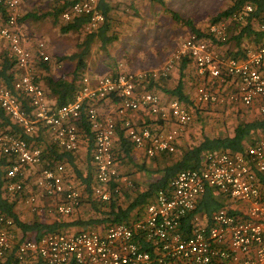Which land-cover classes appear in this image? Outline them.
<instances>
[{
    "label": "built area",
    "instance_id": "obj_1",
    "mask_svg": "<svg viewBox=\"0 0 264 264\" xmlns=\"http://www.w3.org/2000/svg\"><path fill=\"white\" fill-rule=\"evenodd\" d=\"M97 3L76 0L60 17L67 22L88 15L85 29H96L104 20ZM19 4L20 0H0L5 11L0 14V47L8 51L15 72L12 88L0 82V111L9 120L4 128L0 126L7 193L20 194L25 168L46 159L45 145L32 140L42 129L47 143L74 152L80 146V127L87 121L93 134V193L103 201L119 194L121 183L129 184L115 167L113 143L119 122L132 145L148 157L175 152L178 139L188 130L190 110L176 98L164 103L145 84L166 77L173 59L187 57L202 78L238 83L236 93L198 84L195 105L239 101L250 106L258 99L264 112V43L248 48L244 56H226L214 48L211 37L196 33L189 34L160 69L83 75L73 99L57 106L34 75L35 66L50 60L46 43L36 39L35 52L25 45L17 19ZM252 11L253 5L247 2L227 19L244 23ZM225 29L226 23L220 22L210 25L208 34L224 41ZM260 30L264 33V23ZM105 101L111 113L103 115L100 109ZM140 110L169 121L171 127L154 130L148 124H135L131 114ZM54 165L40 171L35 181L38 195L54 199L52 212L70 215L80 206V191L64 180V165ZM111 181L117 183L113 189ZM208 192L220 200L219 207L206 215L198 208ZM36 200L37 196L29 195L25 203L34 209ZM16 230L13 220L0 212V260L12 257L14 264H264V138L241 153L210 154L200 168L178 172L155 191L137 220L109 224L102 231L46 233L37 239H20Z\"/></svg>",
    "mask_w": 264,
    "mask_h": 264
},
{
    "label": "trees",
    "instance_id": "obj_2",
    "mask_svg": "<svg viewBox=\"0 0 264 264\" xmlns=\"http://www.w3.org/2000/svg\"><path fill=\"white\" fill-rule=\"evenodd\" d=\"M55 7L50 12L53 20L58 21L61 13L64 12L69 6L76 0H57ZM162 2L161 0H159ZM250 2L253 5V11L246 17V20L241 26L242 32L245 35L253 34L256 38V42L261 41L258 45L264 43V33L254 30L251 27V20L254 19L259 25L264 23V0H233L232 4L226 9L220 12L214 21L221 19L222 17H227L234 11L238 10L244 3ZM98 10L103 14L104 20L97 26V28L91 31H87L81 42L77 44L78 51L70 56L65 57L66 60L75 61L76 66L73 72L67 75H61L59 77L47 75L44 77V83L47 90V95L52 98L55 105L61 106L70 102L76 90L79 88L82 73L86 67V57L90 53V48L92 44L96 41L99 44L100 49L106 50L107 45L112 43L116 39V35L112 33L110 16H109V5L105 0H100L97 4ZM0 13L5 14L3 8L0 7ZM172 18L176 21H181V18L176 13L172 14ZM89 21L88 15L74 16L70 21L64 22L60 25L61 33L68 32H80V29L87 24ZM213 21V22H214ZM192 33L199 35L202 34L198 29L192 25L190 21H187ZM206 36V35H204ZM213 41L218 44H225L226 40L220 41L215 39L210 34ZM256 45V46H258ZM61 58V57H60ZM61 59H64L63 57ZM189 59L183 58L179 67V81L176 87L167 89L163 88L167 95L178 99L180 102L187 103L190 99L186 97L183 91V83L181 80V75H183V69L185 68V62ZM190 61V60H189ZM14 63L6 52L0 57V82L5 84L8 88H12L14 81ZM44 69H48L47 62L41 64ZM67 77V79H66ZM152 82L154 79L146 81L147 88L152 87ZM189 99V100H188ZM185 105V104H184ZM9 124V120L0 111V126L5 127ZM12 129L15 127L12 125ZM82 130L85 131L87 136V149L88 155L92 152L93 147V134L90 131L89 124L87 121L83 120ZM118 133V144L114 148V159L130 161L132 160V143L125 136V131L120 126L117 128ZM264 137V115L257 116L253 119H242L237 118L236 124L229 129L227 134L209 136L203 134L199 140L194 139L180 148L177 157L174 159L169 158L174 152L161 153L158 156L151 157V162L154 167L144 168L146 164H143V170L146 174L156 173L158 176L152 180L146 182V180H141L139 183L140 189L127 187L126 189H121L119 194H112L110 199L107 201L101 200L97 197L93 202V211H95L96 218L91 219H79V220H67L63 217H58L49 221H40V219H35L33 221H23L19 218L18 214L14 210V206L17 202V194L7 193L3 189L4 183L6 182L5 172H6V160L3 156H0V212L13 220V223L17 230H20L23 234L30 233L31 237L37 239L38 237L46 233H58L66 232V229L73 225H81L86 227L97 226V231H102L109 224L115 223H128L140 218L148 203L152 201L155 191L163 186H165L169 180H171L178 172L186 169H198L200 168L206 157L210 154H217L222 152L229 153H241L250 145H253L256 141ZM24 138H29L24 135ZM35 143H41L40 134L32 138ZM193 142V143H192ZM43 144L45 145L44 157L46 158L47 167H52L54 163L64 161L69 166L70 170L77 173L78 177L84 183V188L87 193H91L90 187L93 185V166L89 167L88 174L82 177L81 173L77 170L74 163L75 155L72 152H66L47 141ZM58 148V149H57ZM176 151V152H177ZM92 155V153H91ZM52 158L53 162H48V158ZM90 159V158H89ZM92 163V162H91ZM126 162L124 161V164ZM72 168V169H71ZM95 180V179H94ZM96 183V182H95ZM94 186V185H93ZM117 186V183H110V188L113 189ZM135 187V186H134ZM121 188V186H120ZM123 190V191H122ZM23 192V191H22ZM21 192V193H22ZM20 193V194H21ZM219 207V202L213 198V195L208 192L203 197L198 211L204 212L209 215L213 210ZM67 216V215H66ZM0 264H14L12 257H8L5 260H0Z\"/></svg>",
    "mask_w": 264,
    "mask_h": 264
},
{
    "label": "crops",
    "instance_id": "obj_3",
    "mask_svg": "<svg viewBox=\"0 0 264 264\" xmlns=\"http://www.w3.org/2000/svg\"><path fill=\"white\" fill-rule=\"evenodd\" d=\"M98 0V3L99 4ZM108 5H109V16H110V23H111V32L114 33L116 35V39L107 45L106 50L108 49V52L106 54L103 53V50L100 49L99 44L95 41L92 44V47L90 48V53L89 55L86 57V67L82 73L83 75H103V74H107V73H112V72H116L119 69L120 70H124L127 72H141V71H152V70H156L161 68L165 63L168 62L167 58L170 55V51L172 50V48L168 47L167 45L165 46V44H162L160 42V38L161 36H163V33L166 34V32L164 31V29L171 23V19L169 16H166L162 11H156L157 8L159 6H163L162 2L167 3L166 1H162L160 2L159 0H105ZM47 1L44 2V4ZM58 1H54V4L52 6V8L55 7L56 3ZM37 1L36 0H20V4L19 7L17 9V11L21 10V14L22 16L25 15L29 16L32 15L30 14L31 12H28V10H30L31 8H33L34 6H37ZM30 8V9H29ZM152 9V10H151ZM53 10V9H52ZM51 9L49 10V12H45V14H43V17L45 18H49L51 17L53 19V17L50 14V11H52ZM144 12V13H143ZM158 13H160L158 15ZM2 15V13H0ZM5 15V14H4ZM40 17V18H37ZM228 17V16H227ZM227 17H222L219 20H215L214 23H212L211 25H217L220 24V22H225L226 23V29H225V37L226 39L230 38V41H228V43L226 44H218L217 45L219 48H217V51L220 54H224L226 56H237V57H241L244 56L245 51L252 46V44H256L255 43V36L253 34H249V35H245V33L242 32L241 26H243L244 23H237L236 21H232V20H228ZM34 18L36 19H41L42 16L41 14L39 15H35ZM30 20V19H29ZM28 18L25 20H20L19 23V27L22 31L24 32H32V29L30 28V23H29ZM59 20V19H58ZM176 21V20H175ZM59 22V21H57ZM53 20V23H57ZM180 22V21H177ZM228 23H232L235 24L237 27H239L237 30L236 29H229ZM63 24V23H61ZM251 27H253V29H256V25L258 24L257 22L254 21V19L251 20L250 22ZM99 25V24H98ZM260 26V25H259ZM60 28V27H59ZM85 26H83L80 29V32H83V36H81L78 40L79 41H74L73 46L72 45H68V49L64 46H61L59 44V42L57 41V39H53V37H48L46 39V50L47 53L51 56H53L55 59H57V61H55V64L57 65V68H61L63 72L61 75H67L70 74L71 72H73V70L75 69L76 66V62L75 61H69L66 60L65 57L72 55L73 53H76L78 51L77 49V44L79 42L82 41L84 35L86 34L87 31H91V30H84ZM28 30V31H27ZM84 30V31H83ZM93 30V29H92ZM95 30V29H94ZM260 31V30H258ZM60 32V29H59ZM79 32V33H80ZM61 33V32H60ZM72 33H78V32H68V33H62V35H66V34H72ZM37 34V33H36ZM160 35V37H159ZM207 36V35H206ZM159 37V40H157ZM60 39V37H57ZM32 39V38H31ZM28 38V40L25 38V45L31 50L30 47L35 48V39L33 38V41ZM39 39V38H38ZM225 39V40H226ZM264 40V38H263ZM139 44V45H138ZM165 46V48L163 49V47ZM252 48V47H251ZM0 49L5 50V52L2 53V55L6 52H8L6 50V48L4 46L0 47ZM228 50V51H227ZM1 51V50H0ZM32 51V50H31ZM36 51V49L34 50V52ZM33 52V51H32ZM63 57L64 59H61ZM66 61V62H64ZM179 61V60H178ZM178 61L175 63L177 64ZM48 65V63H47ZM193 65V63H192ZM50 66V65H48ZM175 66V65H174ZM170 70V74L171 75H175L177 76V74L179 72V70L176 71V66ZM148 67H153L151 69H148ZM180 67V65H179ZM44 71H51V67H48V69H44ZM185 68L183 69V74L185 72ZM60 72V73H61ZM178 74V75H179ZM52 76V75H50ZM58 76V77H59ZM198 76V75H197ZM199 77V76H198ZM201 82L204 81V83L210 87V83L215 81L218 82V87L216 89H213L210 87V89L213 90H218V89H223L224 91L227 89L228 91L231 89H235L238 88L237 86V82L234 83V85H232V83H229V80H227L226 82H222L220 80L217 79H211V78H202L200 77ZM67 79V77H66ZM163 79V78H162ZM166 79L168 80L167 84L165 85L167 89H171L177 86L179 79H173L172 77H170V79H168L166 77ZM185 79V75H181V80L183 83V91L185 93V95L188 92H185V88L187 87V84L183 81ZM187 79V78H186ZM205 79V80H204ZM174 80V81H173ZM228 82V83H227ZM232 82V81H230ZM44 87V86H43ZM230 87H232L230 89ZM152 89V88H151ZM46 95H47V90L46 88H44ZM154 90V89H153ZM155 91V90H154ZM194 91L195 88L193 90V92H191V96L189 97L190 102H191V106H190V102L184 103L187 108L190 110V107H203L205 105H195L193 102V95H194ZM160 97V99L163 101L164 95H166V93L164 92V90L162 89L159 93H157ZM47 97L50 99L51 103H54L52 101V98H50L48 95ZM172 99V98H171ZM188 99V100H189ZM170 100V99H169ZM167 101H163L168 102ZM107 102V101H105ZM261 101L260 100H255L250 106H244L242 103H240L239 101H226L224 103H213V104H208L209 107L208 108H212L213 112H209L210 114L213 115H219V119L217 120H237V118L239 116H243L242 114H231V111L236 109L238 111V109H245V119L249 120V119H253L254 117H256L257 115L260 114V106H261ZM108 105V102L105 103L103 105V107H101L100 112L101 114L105 115V111H107L108 109H106ZM222 112L226 111L225 113ZM108 112V111H107ZM139 111L132 113L131 117L134 120H142L143 122L141 123H135L137 125H150L152 128H154V130H166L169 129L171 127V124H169V121H163L160 120L158 117L148 114L147 112L140 110V112H143L145 117L143 118L142 116H138L136 113H138ZM201 113V116H198L200 118H202L206 113L202 112V111H198ZM105 113V114H104ZM203 113V114H202ZM205 113V114H204ZM229 114V115H228ZM197 115L195 113L191 114V121L190 124L188 126V130L187 132L178 139L176 145L179 143V141L184 145L189 144L194 138H193V134H197V129L199 127L202 128V125L198 126L197 124H199L198 122H196V118ZM140 118V119H139ZM206 117L204 119H200L199 121H206ZM121 123L119 122L118 126H120ZM82 130V127H80ZM191 137V140H188V138ZM79 143L81 146H79V150L77 151L79 156H81V158L78 157V160L80 162L82 158H85L87 156H89V158L91 159V153L88 155V149H87V145H88V141L85 137V140H83V142H80L79 139ZM118 144V133L116 134V137L114 138V143H113V147L115 148ZM93 150V147H92ZM160 154H157L155 156H158ZM154 157V156H153ZM151 157H148L147 155H145L144 151L142 149L136 148V147H132V160H128L125 162L130 164V167H132L133 169H135L136 171L138 170H143L144 168H149V167H154V164H152L151 162ZM76 163V161H74ZM125 163V164H126ZM146 164V167L143 168V164ZM47 167V166H46ZM128 167V166H127ZM133 171V170H131ZM132 173V172H131ZM135 177V175H134ZM149 179V178H148ZM149 180H146V182ZM83 184V187L85 186L83 182H81ZM34 184V183H33ZM123 183H121L122 185ZM24 193V192H23ZM18 194L17 196V202L14 206V210L15 212L18 214L19 218L22 215V211L24 210L23 207H27L30 208L31 207L27 204V205H22V201L24 199V194ZM26 194V193H25ZM23 206V207H21ZM22 210V211H21ZM34 213H36L34 216L38 217L39 213L38 210L34 211L32 210ZM33 214V213H32ZM30 214V215H32ZM21 219V218H20Z\"/></svg>",
    "mask_w": 264,
    "mask_h": 264
},
{
    "label": "rangeland",
    "instance_id": "obj_4",
    "mask_svg": "<svg viewBox=\"0 0 264 264\" xmlns=\"http://www.w3.org/2000/svg\"><path fill=\"white\" fill-rule=\"evenodd\" d=\"M37 1V6L33 7V8H29L30 10H28V12H31L29 16H22L21 14V10L17 11V19L18 22L21 20H25L28 18L29 23H30V28L32 29L31 33H27L22 31L21 32L23 34V36L28 40L31 39L33 41V38L36 39H41L46 43V39L47 36L49 37H53V39H57V41L59 42V44L61 46L64 47H68V45H72L71 43H73L74 41H79L78 39L83 36V32L80 33H72V34H66V35H62V33L59 32V27L60 25H62L61 23L64 24L63 20L61 19V17H59V22L57 23H53V19L51 17L49 18H44L43 14H45V12H49V10L53 9L52 6L54 4V1L56 0H36ZM47 1L45 4L44 2ZM233 2V0H169L167 3L162 2L163 6H159L157 8L156 11H162L166 16H169L170 18H172V14L176 13L177 15H179V17L181 18L180 22L175 21L173 18L171 19V23L164 29V31L166 32V34L163 33V36H161L160 38V42L162 44H165V46L167 45L168 47L172 48V50L170 51V55L168 56L167 60L169 61L170 59H173V54L177 52L180 43L189 35L192 33V30L189 26V24L187 23V21H190L192 23V25L195 27V29H198L202 34L207 35L208 34V29L209 26L214 23V18L217 17V15L222 12L224 9H226L229 5H231ZM152 10V9H151ZM51 12V11H50ZM144 13V12H143ZM41 14L42 18L41 19H37L40 17H37L36 19L34 18V16ZM160 13H158L159 15ZM19 25V23H18ZM229 29H238L239 27H237L235 24L232 23H228ZM85 30V29H84ZM83 30V31H84ZM259 30V23L256 25V31ZM28 31V30H27ZM37 33V34H36ZM57 37H60L57 38ZM160 37V35H159ZM159 37L157 40H159ZM35 39V40H36ZM228 41H230V38L226 40V44L228 43ZM261 41H258L255 43L256 44H252L251 47H256V45H258ZM139 45V44H138ZM165 46L163 47V49L165 48ZM2 47V46H1ZM31 50L34 52L35 48L30 47ZM214 48L217 50L218 45L217 43L214 42ZM68 49V48H67ZM0 57L2 56V53L5 52V50L0 49ZM228 51V50H227ZM108 52V49L103 51L104 54H106ZM49 55V54H48ZM50 60L47 62L48 67H51V71H44V68L42 67V65H37L35 66L34 69V75L35 77L38 79V81H40V83L44 86V88H46L45 83H44V77L47 75H52L55 77H58L60 74H62L63 72L62 69L57 68V65L55 64V61H57V59H55L53 56L49 55ZM184 57H181L180 59H173L171 62L172 68L173 66L176 68V71L179 70V65L181 64V61L183 60ZM187 59V57H185ZM178 61L177 64H175ZM66 62V61H64ZM153 67H148V69H151ZM171 68V69H172ZM160 69V68H159ZM185 72L183 75H185V79L183 80L186 84L187 87L185 88V92H188L186 94V97L189 98L191 96V92H193L194 88L200 84V83H204V81L201 82V78L200 76L196 73L195 67L194 65H192L191 61H186L185 62ZM61 72V73H60ZM171 72L168 73V75L166 76L168 79H170V77H172L173 79H179V73L177 74V76L175 75H171ZM199 77H198V76ZM166 77H160L156 80H154V82H152V89L155 90L156 93H159L164 87L166 88V84L168 82V80L166 79ZM163 78V79H162ZM187 78V79H186ZM174 81V80H173ZM169 83V82H168ZM218 82H211L210 83V87L213 89H216L218 87ZM232 85H234V83H232ZM232 87H230L231 89ZM212 89V90H213ZM230 91V90H229ZM230 92L236 93V88L235 89H231ZM163 101H167L173 97L167 95H164ZM110 103H108V105L106 106L108 109L107 111H105V113H111V107H109ZM191 102H190V106H191ZM209 105H205V106H201L198 108L190 107V113H195L197 115L196 118V122H198L199 124H197L198 126L202 125V128L199 127L197 129V134H193V138L194 141L195 140H199L203 134L205 135H209V136H218V135H223V134H227L229 129H232V126L234 124H236L237 120H217L219 119V115H213L210 114L209 112H213L212 108H208ZM110 111V112H109ZM198 111H202L205 112L204 116L202 118L198 117L201 116V113ZM218 111L222 112L221 110L218 109ZM245 109L241 110L238 109V111L236 109L231 111V114L235 113L237 115L242 114L243 116H239L238 118L240 120H244L245 119ZM226 111L222 112L225 113ZM104 113V114H105ZM138 116H142L143 118L145 117L143 112H138L136 113ZM203 114V113H202ZM229 115V114H228ZM264 112H260L259 115L257 116H263ZM256 116V117H257ZM206 117V121H202L200 122L199 120L204 119ZM133 119V118H132ZM135 119V118H134ZM133 121L135 123H141L143 122L142 120H134ZM140 119V118H139ZM41 143H45L47 141V132L45 129H42L41 131ZM79 137H80V142L83 140H85V137L87 139L86 133L85 131L81 130L79 133ZM191 137L188 138V140ZM264 138V137H263ZM193 143V142H192ZM82 145V143H81ZM80 145V146H81ZM183 146H186L183 144V142L181 143L179 141V143L176 145V151L177 149L179 150L180 148H182ZM58 149V148H57ZM79 148L72 152L75 155V159L74 161H76L75 165L77 170L81 173L82 177H85L88 174V169L89 167H92V163H91V159H89V156L82 158L80 162L78 160V157L81 158V156H79L78 151ZM60 151V149H59ZM174 152L172 155H170L169 158L174 159L177 157L178 151ZM125 161V160H124ZM124 161L121 162V160H118L115 158V167L116 170L119 172V175L121 177H126L129 180V184L124 183L121 185V189H126L127 187H133V188H137L140 189L141 186H139V183L141 182V180H152L154 178H156L158 176V174L156 173H145L144 171L138 170L136 171L135 169H133L132 167H130V164L127 162L126 164H124ZM47 161L46 159L43 160L42 163H40L39 165L33 166V167H27L24 170V190H23V194L24 199L22 201V205H27L25 203V199L27 198V196L29 195H34L37 196V203H36V207L34 209H30L27 207H23V211L21 212L23 216H21L20 218L23 221H33L35 219H40V221H49L58 217H63L67 220H79V219H91L92 217L96 218L98 215H96L95 211H93V200H95L97 198V196L93 193V185H95V180H94V175H93V185L92 187H90L91 193L89 196V193H87L85 191V188L83 187V184L81 183V179L78 177L77 173L74 172L73 170H70L69 166L67 165V163H65L64 161L61 162H57L54 164H63L64 165V173H63V178L66 182L70 183L75 189H78L80 191V196H81V202H80V206L76 209H74V211L70 214V215H60L58 213L52 212L51 209L53 207L54 204V199L47 197V196H39L38 195V189L35 185V181L40 173V171L42 170V168L46 167ZM55 166V165H54ZM128 166V167H127ZM53 167V166H52ZM72 169V168H71ZM133 170V171H131ZM132 172V173H131ZM135 175V177H134ZM149 178V179H148ZM34 183V184H33ZM135 186V187H134ZM123 191V190H122ZM21 193V194H22ZM26 193V194H25ZM40 194V193H39ZM41 195V194H40ZM217 200H220L219 197H217ZM32 210L37 211L38 210V217H35L34 215L36 213H34ZM33 213V214H32ZM32 214V215H30ZM98 225L95 226H91V227H86V226H81V225H73L70 226L69 228L66 229V232H77L80 230H94L97 229ZM17 231V237L20 239H23L25 237H31L30 233H25L23 234L20 230H16ZM65 232V231H64Z\"/></svg>",
    "mask_w": 264,
    "mask_h": 264
}]
</instances>
